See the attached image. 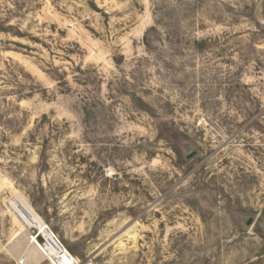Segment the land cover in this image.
Returning a JSON list of instances; mask_svg holds the SVG:
<instances>
[{"label": "rangeland", "instance_id": "rangeland-1", "mask_svg": "<svg viewBox=\"0 0 264 264\" xmlns=\"http://www.w3.org/2000/svg\"><path fill=\"white\" fill-rule=\"evenodd\" d=\"M31 229L264 264V0H0V264H51Z\"/></svg>", "mask_w": 264, "mask_h": 264}, {"label": "built area", "instance_id": "built-area-1", "mask_svg": "<svg viewBox=\"0 0 264 264\" xmlns=\"http://www.w3.org/2000/svg\"><path fill=\"white\" fill-rule=\"evenodd\" d=\"M107 175L112 177L114 172H109ZM31 232L35 235L36 243L41 247L51 264H79V258L71 253L63 243L58 242V244L48 246L47 240L39 231L31 229Z\"/></svg>", "mask_w": 264, "mask_h": 264}, {"label": "bare ground", "instance_id": "bare-ground-1", "mask_svg": "<svg viewBox=\"0 0 264 264\" xmlns=\"http://www.w3.org/2000/svg\"><path fill=\"white\" fill-rule=\"evenodd\" d=\"M32 233V232H31ZM33 234V233H32ZM34 235V234H33ZM37 247H38V249L43 253V251H42V249H41V247H39V245L36 243L37 242V240H36V237H35V239H33V241H32ZM44 254V253H43Z\"/></svg>", "mask_w": 264, "mask_h": 264}]
</instances>
